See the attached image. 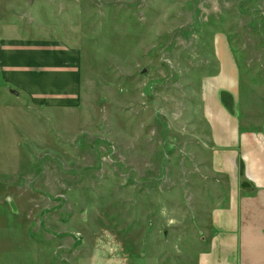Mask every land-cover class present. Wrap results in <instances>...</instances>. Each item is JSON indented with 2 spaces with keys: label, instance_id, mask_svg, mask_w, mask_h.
I'll return each mask as SVG.
<instances>
[{
  "label": "rangeland",
  "instance_id": "obj_1",
  "mask_svg": "<svg viewBox=\"0 0 264 264\" xmlns=\"http://www.w3.org/2000/svg\"><path fill=\"white\" fill-rule=\"evenodd\" d=\"M2 30L75 57L81 93L21 101L3 134L0 264L197 255L219 193L201 81L224 82V40L243 126L264 128V0H0Z\"/></svg>",
  "mask_w": 264,
  "mask_h": 264
},
{
  "label": "crops",
  "instance_id": "obj_2",
  "mask_svg": "<svg viewBox=\"0 0 264 264\" xmlns=\"http://www.w3.org/2000/svg\"><path fill=\"white\" fill-rule=\"evenodd\" d=\"M220 40L218 60L224 82L217 85L213 78H204L200 94L201 125L206 130L201 138L206 149L201 147V151L209 152L218 201L210 213L209 233L198 241V254L187 255L185 264H264V128H244L239 69L230 46ZM80 93L81 73L75 57L60 48L28 46L2 30L0 153L5 132L18 141L14 126L21 101L40 108L65 106L79 99ZM89 258V264L157 263L145 256L138 260L124 255Z\"/></svg>",
  "mask_w": 264,
  "mask_h": 264
}]
</instances>
